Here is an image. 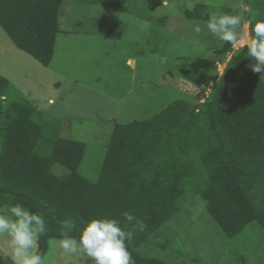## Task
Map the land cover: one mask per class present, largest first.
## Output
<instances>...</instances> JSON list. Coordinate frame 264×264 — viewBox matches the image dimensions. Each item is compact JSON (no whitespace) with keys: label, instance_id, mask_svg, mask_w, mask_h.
Returning <instances> with one entry per match:
<instances>
[{"label":"trees","instance_id":"trees-1","mask_svg":"<svg viewBox=\"0 0 264 264\" xmlns=\"http://www.w3.org/2000/svg\"><path fill=\"white\" fill-rule=\"evenodd\" d=\"M150 2L153 9L160 5ZM63 3L0 0V28L19 50L48 67ZM243 3L254 16L264 13V0ZM232 47L225 43L218 56ZM249 63L245 47L232 53L204 110L177 100L146 121L117 123L96 182L79 173L84 143L61 137L59 122L21 99L7 110L0 105V204H22L45 218L41 252L62 231L78 239L91 218H115L133 231L129 251L135 264H166L141 256L137 247L195 195L228 238L252 222L264 229V81ZM21 96L0 75V98ZM56 164L68 172L57 176ZM124 212L143 229L125 221Z\"/></svg>","mask_w":264,"mask_h":264},{"label":"rangeland","instance_id":"rangeland-1","mask_svg":"<svg viewBox=\"0 0 264 264\" xmlns=\"http://www.w3.org/2000/svg\"><path fill=\"white\" fill-rule=\"evenodd\" d=\"M158 1L153 9L150 0L91 5L64 0L48 67L19 50L0 28V75L22 94L0 98V105L7 110L12 102L27 101L60 123L61 137L83 142L79 173L92 182L98 180L117 123L146 121L177 100L205 109L232 53L243 48L237 45L218 56L225 43L207 31L209 16H254L243 0H168L167 7ZM192 22H199L201 33L193 31ZM53 172L62 176L68 171L56 164ZM137 252L166 264H264V229L252 222L228 238L195 195ZM0 253H10L7 237L0 236ZM57 264L91 261L64 257Z\"/></svg>","mask_w":264,"mask_h":264},{"label":"clouds","instance_id":"clouds-1","mask_svg":"<svg viewBox=\"0 0 264 264\" xmlns=\"http://www.w3.org/2000/svg\"><path fill=\"white\" fill-rule=\"evenodd\" d=\"M168 0H162V7ZM193 23V31L201 33L199 22ZM251 23L250 37L243 28ZM207 31L219 42L246 48L248 67L254 73L264 75V13L246 20L239 13H212L205 22ZM146 27V25H145ZM128 223L136 221L130 212L122 213ZM47 235L45 218L22 204H0V236L8 238L10 253H0V260L12 264H57L58 258H85L91 264H135L129 251L133 231H125L115 218H91L84 224L79 238L62 231L57 237H49L47 251H40V238Z\"/></svg>","mask_w":264,"mask_h":264},{"label":"crops","instance_id":"crops-1","mask_svg":"<svg viewBox=\"0 0 264 264\" xmlns=\"http://www.w3.org/2000/svg\"><path fill=\"white\" fill-rule=\"evenodd\" d=\"M246 32H247V33H248V35L250 36V34H249V30H248V29H247V31H246ZM82 33L85 35V33H84V32H79V33H78V32H76V34H77V35H81ZM131 62L133 63V61H132L131 59H128V60H127V64H128V63H131Z\"/></svg>","mask_w":264,"mask_h":264}]
</instances>
